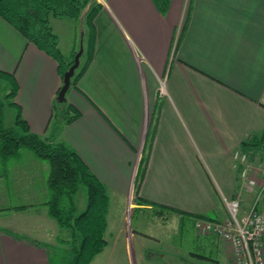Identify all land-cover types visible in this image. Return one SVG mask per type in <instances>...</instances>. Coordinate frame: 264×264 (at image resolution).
<instances>
[{"label":"crops","instance_id":"1","mask_svg":"<svg viewBox=\"0 0 264 264\" xmlns=\"http://www.w3.org/2000/svg\"><path fill=\"white\" fill-rule=\"evenodd\" d=\"M66 19L50 16L48 23L68 61L76 39L74 22ZM93 28L92 59L70 84L59 114L56 61L1 17L0 70L15 79L13 102L29 130L74 149L105 185V232L110 194L129 202L135 184L149 211L155 205L176 217L224 220L222 200L236 193L246 209L251 195L238 181L232 154L264 131V0H169L165 15L151 0H104ZM60 34L67 37L64 47ZM46 175V164L28 151L0 159V218L27 207L39 213L0 219V264H53L48 247L57 246L60 227L45 207L37 208L49 197ZM38 183L44 201L31 191ZM131 232L122 215L106 264H117L110 258L117 239L124 234L129 242Z\"/></svg>","mask_w":264,"mask_h":264},{"label":"trees","instance_id":"2","mask_svg":"<svg viewBox=\"0 0 264 264\" xmlns=\"http://www.w3.org/2000/svg\"><path fill=\"white\" fill-rule=\"evenodd\" d=\"M160 14L165 15L169 0H151ZM87 7V8H86ZM86 9V10H85ZM100 9L88 0H0V17L22 35L26 41L44 52L57 63V71L62 78L63 73L73 63L65 64L57 47V37L51 31L49 16L66 17L75 21L83 18L84 28H80L82 37V54L79 66L70 79V84L76 82L89 65L94 49L93 20ZM80 43V41H79ZM78 45L74 44L71 54L74 57ZM83 57V61L81 58ZM0 77L7 80L11 86L5 96L8 105L16 109L12 127H4L2 123L4 102L0 100V159L2 161L13 158L20 151L30 152L37 159L47 163L48 172L45 183L49 192L46 202L47 214L53 218L62 229L71 232L69 261L66 264H89L95 255L106 246L104 232L106 230V213L108 196L105 185L99 181L89 168L83 163L77 152L62 141H51L39 137L31 132L21 116V110L15 106L13 98L17 85L12 75L0 70ZM78 117L74 114L66 119L73 121ZM240 149L251 153L255 150L264 151V131L259 136H251L240 144ZM145 156L139 160V166H144ZM144 168H142L143 173ZM80 185L85 187L86 205L84 210L74 216L73 196ZM138 184H135L137 190ZM138 202H144L138 198ZM168 208L152 206L156 214H168ZM181 218L189 217L192 220L208 219L209 216H190L180 213Z\"/></svg>","mask_w":264,"mask_h":264},{"label":"rangeland","instance_id":"3","mask_svg":"<svg viewBox=\"0 0 264 264\" xmlns=\"http://www.w3.org/2000/svg\"><path fill=\"white\" fill-rule=\"evenodd\" d=\"M88 1L100 6L101 3L104 2V0ZM66 20L74 22L75 39L79 49V30L80 28L85 27L83 24V18H80L78 21L69 18ZM60 37V43L62 47H64L63 45H66V42H68L67 37L64 34H60ZM65 59L68 61L63 60L64 63L69 64L73 60L72 54L70 57L65 55ZM81 61H83V57L81 58ZM60 79L62 84V78ZM10 87L11 86L9 85V82L0 77V100L4 102L2 123L6 128L13 126V120L16 114V109L13 106L8 105L7 101L5 100V96L9 92ZM62 104L63 103H58L56 101V105L58 106L56 109L57 114L61 112L60 108L63 106ZM254 156L258 155L254 154ZM34 158L37 159L36 157ZM39 161L45 163L41 160ZM45 164L48 172L47 163ZM141 173L142 168L141 166H138L136 176L139 177ZM39 174L41 175V172H39ZM41 185L42 183H38L31 189L34 197H38L37 200H40L41 196L43 195L40 191L42 189ZM44 186V191L48 193L49 196L46 183H44ZM241 187L243 191L246 192L243 186ZM44 197L46 198V196ZM44 197L42 196V201H44ZM14 200L15 201L13 202L15 203L20 201L18 198H15ZM109 201V215L107 217L108 229L104 236V239L107 243L104 249H102L103 252L101 255H99L101 261L98 264H106V262L109 260V253L111 252V248H113L115 245V233L122 215L125 225H127L132 231V239L129 242H126L125 238L122 237L124 234H122L121 237L117 239L118 242L116 243V251L112 256H110V258L112 257L117 264H131L129 254L132 257L135 256L133 258L136 261L135 264H233L227 246H225V244H223L215 236L203 233L200 234L195 231L193 224L194 220L191 218L176 217L172 214H167V216H165L167 220L157 216L155 217L152 210L149 211V209L144 207L148 204L144 202H138V197L136 196V187H134L132 191L129 202L128 199L122 200L119 196L114 197L113 194H110ZM85 204V187L80 185L78 191L73 196V206L75 208L74 216L79 215L83 211ZM44 207L46 208V205L37 204V208ZM27 214L38 215L39 213L35 209H29L27 207V211H16V213H14V215L11 217L9 215H1L0 219L2 220L5 217L14 218L15 216L21 215L27 216ZM49 218L54 221L53 218ZM135 231H138L139 234H137ZM111 233L113 234L111 235ZM55 235H57L59 238L57 246L48 247L51 253L52 263L66 264L69 261L71 232L69 229L60 228ZM61 239L69 240V243L67 244L66 242H62L60 241ZM139 254L143 257L142 261L138 260Z\"/></svg>","mask_w":264,"mask_h":264},{"label":"built area","instance_id":"4","mask_svg":"<svg viewBox=\"0 0 264 264\" xmlns=\"http://www.w3.org/2000/svg\"><path fill=\"white\" fill-rule=\"evenodd\" d=\"M160 86L163 90L164 80H160ZM232 162L238 181L251 195L249 206L242 209L240 193L223 198L226 218L196 219L194 229L200 234L215 236L225 244L233 264H264V157L237 149L232 154Z\"/></svg>","mask_w":264,"mask_h":264},{"label":"water","instance_id":"5","mask_svg":"<svg viewBox=\"0 0 264 264\" xmlns=\"http://www.w3.org/2000/svg\"><path fill=\"white\" fill-rule=\"evenodd\" d=\"M80 37H82V32H80ZM82 51H83V48H82V44H81V40H80L79 49L77 50V52L75 53V55L73 57V63L63 73L62 84H61V86L57 92L56 98H55L58 103H64L66 100L65 94L69 89L70 79L73 77L75 70L79 66V59H80V56L82 54Z\"/></svg>","mask_w":264,"mask_h":264}]
</instances>
